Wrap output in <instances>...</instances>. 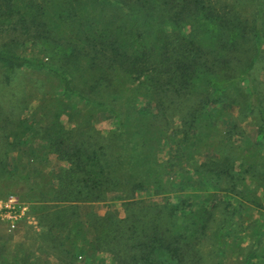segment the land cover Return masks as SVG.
<instances>
[{
  "label": "trees",
  "instance_id": "trees-1",
  "mask_svg": "<svg viewBox=\"0 0 264 264\" xmlns=\"http://www.w3.org/2000/svg\"><path fill=\"white\" fill-rule=\"evenodd\" d=\"M258 3L255 19L235 23L238 18L222 13L212 0H0V69L41 71L56 79L63 95L116 119L114 143L88 149L72 133L57 129L54 121L36 129L27 118L0 117L6 140L0 181L23 201L54 208L43 219L46 236L63 230L67 235L56 242L49 237L50 246L62 253L60 264H76L88 250L109 254L112 264H185L184 255L197 245L220 199L196 205L184 198L188 193L179 192L185 190L180 189L183 184L191 193H232L264 210L258 195L264 192V158H253L264 140V100L251 73L264 55V0ZM247 38L254 53L239 73L232 65L233 53ZM26 44L39 54L22 53ZM116 78L143 85L147 102L138 108L135 131L125 129L130 120L103 98ZM234 88L240 89L238 99L231 97ZM192 92L202 100L186 121L183 137L194 138L208 121L209 128L215 126L221 116L216 104L241 103V110L255 113L258 120L248 159L237 165L235 158L216 149L215 157L193 171L188 162L194 154L182 149L175 131L169 138L175 142L171 155L155 160L161 133L155 136L151 128L162 122L160 116L172 113L168 102ZM50 157L66 166L45 173L42 165ZM120 165L125 173L118 171ZM196 176L199 181H194ZM147 185L152 187L150 196H136ZM112 196L122 201L123 216L111 209L103 214L80 211L81 205L111 203ZM184 208H190L183 214L185 223H177L174 219ZM87 232L92 238L85 239L82 233Z\"/></svg>",
  "mask_w": 264,
  "mask_h": 264
},
{
  "label": "rangeland",
  "instance_id": "rangeland-1",
  "mask_svg": "<svg viewBox=\"0 0 264 264\" xmlns=\"http://www.w3.org/2000/svg\"><path fill=\"white\" fill-rule=\"evenodd\" d=\"M212 1L222 13L238 18L235 23L251 22L259 10L258 0ZM186 30L187 27L184 28V32ZM262 50L264 51V44ZM20 51L25 54H39L37 48L29 44L23 46ZM253 53L254 46L251 40L247 38L238 42L237 50L233 53L232 65L239 73L248 65ZM251 73L252 78L260 86L264 100V55L254 63ZM241 83L242 88L247 89L248 81L244 80ZM114 84L115 87L104 90L103 98L119 111L121 118L130 120L125 129L135 131L134 126L140 119L138 108L147 102L146 96L142 93L143 85L139 86L138 81L128 78L122 80L116 78ZM233 90L231 97L238 99L241 96L238 92L240 89ZM198 95L199 93L192 92L174 98L175 102H168L172 113L169 112L166 118L160 116L161 123L155 121L156 126L151 130L155 136L161 133L155 144V160L160 162L171 155L170 150L175 142H169V138L175 131L178 132L175 139L180 140L182 149L187 147L194 154V158L188 162L192 163L193 171L198 168L199 163L215 157L216 154L212 152H216V149L235 158L237 165L243 159H248L249 152L253 150L258 120L255 113L243 112L241 103L225 101L216 104L215 107L217 106L216 109L221 112L222 118L219 116L215 126L209 128L208 121L201 127L202 132L194 138L183 137L181 132L187 127L186 121L192 118L194 110L200 106L202 96ZM208 111L206 109L204 114ZM0 117L8 120L27 118L36 129L54 121L57 129L72 133V137L88 149H99L103 144L114 143V133L117 129L116 119L111 113L63 95L56 79L33 69L16 70L11 73L0 69ZM232 123H237L238 126L232 129L230 126ZM6 128H11V125ZM190 133L192 134V131ZM135 139L141 141L138 135H135ZM37 143L38 140H35L34 145ZM262 143L263 147L253 158L260 155L264 158V140ZM5 145L6 140L0 132V152L5 150ZM102 150L107 151L106 148ZM13 153L15 152H11ZM17 157L20 158V155ZM65 166V163L54 157L48 158L42 165L45 173H54L55 169ZM118 171L120 174L125 173L121 165L118 166ZM199 179L200 177L196 176L194 181ZM6 183L0 181V264H60L62 253L50 246L51 240L56 242L67 235L63 230L51 232L46 236L47 226L43 219L54 208L48 209L42 202L23 201L13 188H6ZM180 189H185L179 192L188 193L184 198L196 205L202 203L205 206L213 198L217 201L220 199L219 207L211 212L206 231L199 237L194 249L184 255L185 264H264V210L245 203L232 193L219 192L209 195V190L191 193L184 184ZM151 192L152 187L147 185L144 190L137 192L136 196L149 197ZM258 195L264 202V192L259 190ZM155 199L161 203L164 201L159 197ZM227 202L230 204L225 207ZM193 208L196 207L193 205ZM89 209L99 214L111 209L119 216L124 215L122 201L117 199H112L111 203L97 202L80 206L82 213ZM189 210L190 208H184L178 212L174 221L185 223L184 219L188 214L186 211ZM82 234L85 239L92 238L89 232ZM70 235L67 238H70ZM72 235L74 237L75 234ZM76 240L81 242L79 237ZM76 264H112V259L109 254L92 253L88 250Z\"/></svg>",
  "mask_w": 264,
  "mask_h": 264
}]
</instances>
